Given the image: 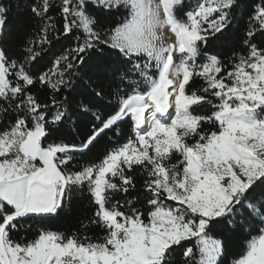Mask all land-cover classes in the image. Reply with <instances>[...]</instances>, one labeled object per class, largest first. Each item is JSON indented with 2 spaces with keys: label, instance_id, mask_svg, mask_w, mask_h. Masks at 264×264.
Listing matches in <instances>:
<instances>
[{
  "label": "snow or ice",
  "instance_id": "obj_1",
  "mask_svg": "<svg viewBox=\"0 0 264 264\" xmlns=\"http://www.w3.org/2000/svg\"><path fill=\"white\" fill-rule=\"evenodd\" d=\"M30 11L39 30L17 56L0 0V264H225L229 231L249 237L230 264H264V0H38ZM102 13L121 20L104 27ZM245 16L247 52L225 56L220 42ZM85 76L77 107L92 114L89 131L57 142ZM37 86L53 93L48 103ZM126 119L134 137L118 143ZM108 133L116 146L78 166ZM137 168L141 207L129 195ZM85 194L102 238L50 230ZM36 219L46 223L33 231Z\"/></svg>",
  "mask_w": 264,
  "mask_h": 264
},
{
  "label": "trees",
  "instance_id": "obj_2",
  "mask_svg": "<svg viewBox=\"0 0 264 264\" xmlns=\"http://www.w3.org/2000/svg\"><path fill=\"white\" fill-rule=\"evenodd\" d=\"M7 5L11 6V22L9 24L10 31L8 33V39L10 42V46L13 48L14 54L17 56H22L24 54L23 45L25 40L34 32L39 30V20L35 17L30 11V6L33 3H38V0H4ZM249 6L253 5V0H246ZM258 2V0H256ZM187 4H194L195 0H186ZM58 8H53L50 11V15L58 17ZM247 17L239 20L237 24L232 28L227 37L220 42L219 50H222L225 56L231 55L232 51L235 50L239 53L246 54L247 48L243 46L244 39V30H245V21ZM121 20L120 15L100 14V22L104 27L110 28L114 27L115 24L119 23ZM77 35H80L77 33ZM55 43V42H54ZM75 47V40L69 39L67 41H63L61 44H57L54 49L49 50L45 61L43 62L46 66L43 68L44 71H47L48 68L51 67V64L48 63V60L53 59L55 56L61 54L62 51L67 50L68 48ZM209 54H216V50L211 51ZM204 60L197 59V63H204ZM95 79V77H93ZM89 78L85 76L83 82H79L78 87H76L75 93L70 97L71 107L69 111L72 114V119L67 121L66 124L61 125L60 132L58 133L57 142L59 140H63L65 143L75 142L79 143L80 141L85 139L86 133L89 131L90 124L89 121L92 119V114L88 113L86 115H81L80 109H78L77 105L81 100L85 103L88 102V97L86 92L84 91L85 85L88 83ZM75 86V85H74ZM106 91H110L109 82L107 80L104 81L103 84ZM203 86V81L200 78H194V82H192L193 88H200ZM37 88L32 89V91H37ZM39 94L41 100L45 103H48V98L53 95L50 89H39ZM218 102V101H214ZM116 98L115 96H106L103 101V107L100 108V111L103 112H111V105H115ZM51 111H55V108H52ZM95 111V109H93ZM207 114V113H201ZM121 137L119 140L117 137L113 136L112 133H108V135L102 141V146H98L93 149L91 152H85L80 155L77 160L78 166H83L87 164L99 163L103 158L105 148L116 146L112 144V141H117L118 143H125L126 139L130 136L134 137V134L131 130V121L130 119H126L124 123L121 124ZM208 127V125H205ZM52 139H48L45 141V146L48 143H52ZM135 177L137 190L135 192L129 193L130 196H137L141 203L137 204V207H141L143 204V198L147 195L143 190V182L145 179V174L142 169H135L131 172ZM86 192V190H85ZM115 199H120L119 196L115 197ZM122 202V201H121ZM171 203V202H168ZM96 205L91 201L90 196L85 194L83 197H77L70 209H65L61 215L56 218L54 221L47 222L49 223L50 230L62 231L66 234H71L72 232H80L83 235H87L94 239L102 238L104 235L103 230L95 225L89 224L90 218L93 217L94 212L96 211ZM123 210V209H121ZM33 224V231H35L39 227H43L45 225V221L36 219L30 221ZM86 225V227H85ZM254 235L257 233H253ZM229 241H228V256L225 260V264H230L232 258H234L238 253H241L247 240L249 239L243 233L231 232L229 231Z\"/></svg>",
  "mask_w": 264,
  "mask_h": 264
},
{
  "label": "bare ground",
  "instance_id": "obj_3",
  "mask_svg": "<svg viewBox=\"0 0 264 264\" xmlns=\"http://www.w3.org/2000/svg\"><path fill=\"white\" fill-rule=\"evenodd\" d=\"M170 112H172V114H173V116H174V112H173V110L170 109Z\"/></svg>",
  "mask_w": 264,
  "mask_h": 264
}]
</instances>
